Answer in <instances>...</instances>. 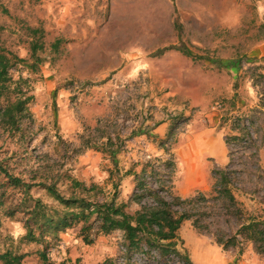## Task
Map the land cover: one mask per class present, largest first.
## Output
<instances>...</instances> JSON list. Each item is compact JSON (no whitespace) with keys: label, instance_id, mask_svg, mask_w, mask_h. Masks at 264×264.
Returning <instances> with one entry per match:
<instances>
[{"label":"rangeland","instance_id":"obj_1","mask_svg":"<svg viewBox=\"0 0 264 264\" xmlns=\"http://www.w3.org/2000/svg\"><path fill=\"white\" fill-rule=\"evenodd\" d=\"M167 47L192 55L156 54ZM0 50L12 59L10 99L31 97L21 131L0 126L11 173L60 175L65 193L70 176L95 186L90 199L134 213L153 190L167 201L203 193L219 210L213 189L228 171L236 199L207 215L211 230L185 220L180 254L143 245L129 257L121 230L87 244L81 224L47 248L19 242L24 214L3 213L22 211L21 195L0 174V251L21 243L22 264H264L250 240L225 249L213 234L237 229V208L264 215V0H0Z\"/></svg>","mask_w":264,"mask_h":264},{"label":"trees","instance_id":"obj_2","mask_svg":"<svg viewBox=\"0 0 264 264\" xmlns=\"http://www.w3.org/2000/svg\"><path fill=\"white\" fill-rule=\"evenodd\" d=\"M180 24H176L179 29ZM168 49H179L186 55H192L187 48L167 47L156 54L161 55ZM11 57L0 50V126L10 133L21 131L22 119L30 114L28 103L31 97L18 95L15 99H10L9 93L11 76ZM91 146V145H90ZM96 146V145H93ZM100 148V147H99ZM0 174L5 177L9 186L17 189L20 193L19 207L17 209L6 210L4 216L12 218L14 214L22 212L25 216L22 236L23 243L43 244L48 247V239H57L60 231L81 224L80 236L87 244H92L99 234H110L116 230L123 232L124 244L127 255L130 257L133 251L140 249L143 245L154 248L163 256L170 253L180 254L178 246V230L185 220L191 219L194 226L199 230H211L212 222L207 220V215L220 213L223 208H230L236 204L235 195L232 191L231 177L228 171L220 172L221 177L214 185V195L212 198L222 199L219 210L216 205L210 204L203 193L190 198L175 197L173 201H167L160 197L156 191H151L155 197L152 205H142L134 213H128L111 206L108 201L92 200L90 197L96 193L91 192L95 186L87 187L83 182L72 178L67 187V193L58 185L61 176L56 175L46 181H28L22 176L10 172L9 168L0 162ZM41 189L47 197L55 201V205L48 204L41 195H35L36 189ZM5 192V191H4ZM5 194V193H4ZM0 196V212L4 208L5 201ZM178 206L181 209H178ZM237 208L234 211L237 222V229L230 235L214 232L215 241L219 245L228 249L235 244L239 237H243L254 243L259 253H264V215L241 213ZM222 214V213H221ZM2 219L0 215V225ZM223 232V229H218ZM213 232V231H212ZM21 243L12 241L10 246L0 251V262L3 264H22L23 259L29 252L20 251ZM41 257L47 260L46 251H40ZM187 261H190L186 257ZM60 264H67L61 262ZM74 264V263H71ZM76 264L80 260H76ZM100 264H117L115 258L108 257Z\"/></svg>","mask_w":264,"mask_h":264}]
</instances>
